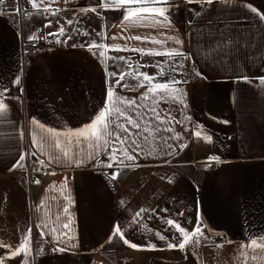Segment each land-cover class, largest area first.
Instances as JSON below:
<instances>
[{
  "label": "crops",
  "instance_id": "crops-1",
  "mask_svg": "<svg viewBox=\"0 0 264 264\" xmlns=\"http://www.w3.org/2000/svg\"><path fill=\"white\" fill-rule=\"evenodd\" d=\"M97 2L56 0L52 7L61 11L47 18L39 15L29 18L32 10L25 0H4L0 4V90L7 91L6 99L11 106L9 118L0 122V241L15 245L28 230L40 239L37 225L45 233L55 227L58 232H68L74 237L65 252L32 253L30 264H245L242 246L253 237L264 236V85L256 79L264 76V22L257 14H264V0H214L212 4L206 0L191 3L171 0V27L159 31L178 37L182 46L173 41L159 45L121 39L158 33L156 29L122 25V11L97 7L96 13L79 12L81 8L97 6ZM76 14L81 16L78 24L73 19ZM87 14L91 16L89 20ZM66 19H73L74 23L65 24L66 36L59 37L58 44L56 37L48 33L57 32L56 21L63 24ZM49 20L52 25L45 28ZM73 29L81 33L86 30L90 35ZM102 30L106 33L103 40L96 35ZM38 31L50 37L55 46L39 53L22 48L28 36ZM68 35L71 40H67ZM113 36L117 39L113 40ZM228 39L238 42L235 48L229 45L228 55L212 51L217 41ZM91 40L106 45H129L128 51H108V55L114 56L141 57L131 51L135 47H175L190 56L179 70L181 74L165 67L167 75L160 78L167 80L175 75L176 79L186 81L177 85L184 90L183 103L168 100L158 105L162 114L174 118L160 127L173 128L182 139L167 140V144L174 146L173 151L163 140L153 141L149 137L152 143L144 146L142 142L141 148L133 153L135 145L130 136L125 147L136 155V160L114 164L111 169L106 167L108 158L103 152L98 156L99 163L84 156L83 165L77 167L70 162L75 159L70 150L67 159L61 158L42 168L46 171L37 175L41 181L37 185L24 172L28 157L24 167L10 171L25 150L37 151L34 158L46 162V153L58 154L54 145L46 153L32 149L30 131L42 133V130L31 120L61 133L79 129L90 123L105 105L109 83H114L115 78L106 81L105 66L98 55H93L97 50L81 47ZM165 59L141 57L140 64L147 67L140 68V72L155 76L157 62ZM120 64L126 69L122 61ZM108 65V71H116L112 61ZM197 71L202 76H197ZM17 76L21 78L20 86L14 83ZM240 76L249 77V81L238 80ZM126 82L136 84L127 78ZM145 90V87L116 89L128 97H139ZM152 124L155 127L157 121ZM198 125L203 126L200 138L193 134ZM21 130L25 133L23 139L19 137ZM174 133L161 131L157 136L171 137ZM205 135H211L212 141L204 140ZM180 144L187 147L181 150ZM150 148H154L151 155ZM88 151L85 149V153ZM210 155L218 156L219 160L212 161L215 163L212 167H202ZM118 170L121 174L115 179L116 189L110 192L104 175ZM65 178L67 188L62 196ZM67 195L71 203L65 199ZM65 207L67 214L63 211ZM141 208L150 211L141 213L142 219L137 217L140 223L127 229L125 235L138 245L155 244L156 249H131L118 238L107 243L114 225L126 227ZM177 213L183 215L177 217ZM198 216L207 239L203 238L195 250L168 249L165 241L140 226L146 223L171 239L175 230L165 231L167 226L162 218L178 219L191 231ZM69 219L70 231L62 227ZM215 234L221 240L209 243ZM44 240L53 247H65L64 243L51 242L52 235ZM6 252L7 249L0 248V256ZM247 256V264H264V250L249 248ZM6 264H22V257L8 259Z\"/></svg>",
  "mask_w": 264,
  "mask_h": 264
},
{
  "label": "snow or ice",
  "instance_id": "snow-or-ice-1",
  "mask_svg": "<svg viewBox=\"0 0 264 264\" xmlns=\"http://www.w3.org/2000/svg\"><path fill=\"white\" fill-rule=\"evenodd\" d=\"M4 0H0V4H3ZM56 0H25L26 5L30 6L32 10L29 13V18L34 15H39L44 18L48 16H57V14L61 11L60 8H53L52 4L55 3ZM69 0H64V3H68ZM189 3L192 0H188ZM207 4H212L214 0H206ZM226 2V0H225ZM97 7L105 10H114V11H122V25H126L128 28H138L145 27L157 30V35H151L150 33L147 35H135V36H121L120 38L128 41L135 40L139 41L142 44L152 43L164 45L168 41H173L175 44L183 45V41L178 37L166 35L164 32H160V29H169L171 27V0H98L97 6L95 7H85L79 9L80 13H88V12H97ZM251 7V6H249ZM252 12H257L255 8H251ZM19 12V9H17ZM99 15V13H97ZM260 19L264 22V14H259ZM78 24L80 21L78 19L75 20ZM59 25L58 31L53 33H48L49 36L56 37V43H61L59 37L66 36V25H72L74 23L73 19H66L65 23L61 24L59 20L56 21ZM189 23H191L189 21ZM52 25V21L49 20L47 24L44 25L45 28H48ZM104 27H108L105 25ZM74 32L82 34L84 36H89L88 31L80 32L79 29H73ZM96 35L101 37L103 40L106 33L102 30L97 32ZM164 37V39H160L159 37ZM38 39L36 34L29 35V42ZM72 36L68 35L67 40H71ZM113 40L117 39L116 36L112 37ZM64 41L65 43L67 42ZM231 45L233 48L238 46V42L233 41L232 39L228 40H220L217 41L215 47L212 49L214 53H223L225 56L229 53L226 49ZM76 47L75 44L72 45ZM87 46L89 51H92L94 48L97 51L93 52V55H98L101 59V62L105 66V75L106 81H111L113 78L114 83H109L107 94H106V102L105 105L97 112V114L93 117L92 121L83 127L72 130H67L66 133H61L52 128H46L45 125L35 119L31 120V124L37 125L39 129L42 130V133H38L35 130H31L29 135L31 137V147L32 149H38L41 153H46V149L50 146L55 147L58 150V154L53 155L51 153L47 154V162L43 159L34 160V164H38L41 167H35L33 170L36 172H40L42 168H46L50 166L54 161H59L61 158L67 159L71 155L75 157L74 160L70 161L74 163L75 166H82L84 163L83 157L86 156L89 160H96L97 163L98 156L101 152L107 155L108 163L106 167L111 169L114 164L123 165L125 161H135L136 155L130 153L128 148L125 145L128 142L129 137H133L132 144L135 145L133 148V153L136 152V148H141L142 142L144 146H148L152 141L149 140V137H152L153 141L163 140L164 143L167 144L168 139L181 140L182 136L179 133H174V129L171 127L161 128L160 125L170 124L174 118L171 115L165 116L162 114L158 105L162 102H166L171 100L173 102L183 103L184 90L177 87V85L181 83H186V81L176 79L175 75L169 76L167 80H162L160 78L167 75L165 72V67L169 68V71L176 74H181L179 72L180 69L185 67L183 61L190 58L188 54H186L181 49L171 47V48H145V47H135L132 48L131 51H135L140 53L141 57L149 55V56H164L166 59L164 61H158V72L155 76H150L146 72H140V68L147 67V65L139 64L138 62L132 61L131 57H125L123 55L114 56L108 55V51H128L129 45L125 43L124 45L120 44H112L106 45L105 43H97L95 40H91L87 43V45L82 44L81 47ZM180 58V59H177ZM108 61H112V67L116 68V71H108ZM123 62L126 66V69L121 66L120 62ZM264 70V69H262ZM197 76H202L200 72H196ZM127 80H135L136 84L132 85ZM238 80H243L245 82L249 81V77L240 76L237 77ZM260 84L264 85V76L256 78ZM124 82V83H122ZM14 83L17 86L21 84V78L17 76L15 78ZM132 87H145L146 90L139 97H128L121 95L116 91L117 88H121L122 90L125 88ZM7 91L0 90V122H4L9 118L11 112V106L7 102L6 99ZM14 99H19L18 97ZM151 101V103H141V102ZM151 113V116L147 114ZM186 119H190V117H186ZM157 121L155 127H153L152 121ZM179 123V121H177ZM223 123H229L228 121H223ZM132 129H136L137 131L134 133ZM198 130L194 131V135L197 138L201 137V133L203 130L202 125L197 126ZM188 130L187 128L185 129ZM161 131L173 132V136L171 137H159L158 133ZM122 133H126V135H122ZM147 133L148 135H144ZM25 133L23 130L19 132L20 139H23ZM204 140L211 142L212 136L205 135L203 137ZM169 149L173 151L174 146L172 144H167ZM180 149L183 150L187 147L186 144H180ZM85 149H89L90 151L85 153ZM154 148L149 149V155L152 154ZM171 155V152L168 153ZM138 155V153H137ZM37 156V151L25 150L22 152L18 160L16 161L14 167L10 169V171L15 170V168L24 167V161L26 157H35ZM121 157H123L121 159ZM219 157L215 155H210L207 158L208 167H211L212 161H218ZM51 174H55L54 172ZM120 171H113L111 173H107L110 179H116L120 175ZM68 178H65V183L61 186V195H65V190L67 188ZM35 184L39 185L41 183L40 179L37 178L33 181ZM54 187V185H53ZM198 187V186H197ZM71 203L70 195L65 196ZM121 203H124L121 201ZM38 208L42 207V205H38ZM64 213H68V208L65 207L63 209ZM150 210L141 208L135 212L129 224L122 228L119 223H116L113 227L111 234L109 235L107 243H112L114 239L118 238L122 241L123 245L136 250H144V249H156V245L152 243H147L145 245H138L130 241L125 232L127 229L132 228L134 225L140 223L137 220V217H141V213L148 212ZM154 213V210H151ZM167 212V209L163 210ZM183 213H177L176 216H182ZM151 218V217H149ZM59 219V217H57ZM142 219V217H141ZM163 223L167 226L165 231H169L174 229L171 239L167 236L163 235L160 231H154L148 227L146 223L141 224L140 226L146 229L149 232H153L157 239L160 241H165L166 247L168 249H179L181 251L191 250L193 247L200 246V238L203 237L205 240L207 236L204 232V225L200 221L199 216L197 217V223L190 230H188L185 226L182 225V222L175 218H162ZM71 219L68 220L67 223L63 224L64 229H68L70 231ZM191 223V220L188 221ZM43 227H47L44 225ZM38 230L40 231V239L44 240L46 236L52 235L51 242L54 243H64L65 247H53L51 251L53 252H65L68 250L69 242L74 239L73 236H69L68 232H58V229L53 227L50 228L47 233L42 230L41 225H37ZM58 233V234H56ZM178 233V235H177ZM54 234V235H53ZM74 246V245H73ZM101 248L104 245L100 246ZM220 247V245H218ZM0 248L7 249V252L4 256H0V264H6L8 259L22 257V264H30V258L32 257V239L30 230L24 235V238L19 240L15 245L9 244L3 241H0ZM249 248L264 250V236L253 237L251 238L246 245L242 246V258L247 264V250ZM43 251V248H39L37 250V255ZM253 260H255V256H253Z\"/></svg>",
  "mask_w": 264,
  "mask_h": 264
},
{
  "label": "built area",
  "instance_id": "built-area-1",
  "mask_svg": "<svg viewBox=\"0 0 264 264\" xmlns=\"http://www.w3.org/2000/svg\"><path fill=\"white\" fill-rule=\"evenodd\" d=\"M35 34L38 36V39L33 40L31 42L27 40L26 42H23L21 44V47L28 48L34 53H39L43 50H46L50 47L55 46V43L53 42V40L50 37H47L44 34V32L38 31ZM177 59H180V58H177ZM183 63H187V60H184ZM34 160H36L34 157H28L26 166L24 169V172L26 173L30 181H34L35 179H37L38 174L46 171V169H42L40 172L34 171L33 170L35 168V164L33 163ZM214 164H215L214 162H211V167L214 166ZM201 166L208 167V163H202ZM104 177H105V182H106V186L108 190L110 192H114L117 186L116 180L110 179L109 176L106 174L104 175ZM30 233H31V239H32V249H33L32 253L36 252L39 248H43V251H42L43 253H55L51 251L53 246L48 241L35 238L31 230H30ZM220 240H221V236L216 234L213 237L212 242L216 243Z\"/></svg>",
  "mask_w": 264,
  "mask_h": 264
},
{
  "label": "rangeland",
  "instance_id": "rangeland-1",
  "mask_svg": "<svg viewBox=\"0 0 264 264\" xmlns=\"http://www.w3.org/2000/svg\"><path fill=\"white\" fill-rule=\"evenodd\" d=\"M85 15V14H84ZM81 16H78L77 14H76V16L73 18V19H78V18H80ZM88 17H91V16H89L88 14H87V16H86V19L87 20H89V18ZM88 24H91V23H88ZM126 57V56H125ZM132 58V61H134V62H138L139 64H140V62H139V60H140V58L141 57H139V56H132L131 57ZM190 70V73L192 72V69L191 68H188V71ZM204 232H205V230H204ZM216 235V234H215ZM215 235H213L212 237H210L209 238V243H214V242H212V240H213V237L215 236ZM204 239H203V237H201L200 238V241H203ZM193 250H195V249H197V247H193L192 248Z\"/></svg>",
  "mask_w": 264,
  "mask_h": 264
}]
</instances>
